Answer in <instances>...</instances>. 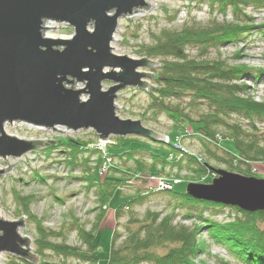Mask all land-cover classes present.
Listing matches in <instances>:
<instances>
[{"label":"trees","instance_id":"obj_1","mask_svg":"<svg viewBox=\"0 0 264 264\" xmlns=\"http://www.w3.org/2000/svg\"><path fill=\"white\" fill-rule=\"evenodd\" d=\"M189 2L199 7L206 6L211 15L219 13L225 16L229 12L234 21H211L206 26L191 22L179 30H163L155 36L153 44L146 48L145 54L149 60L159 59V68L154 72L155 86L145 91L151 101L143 117L146 121L149 113L154 118L160 114L167 115L173 122L174 138L169 136V143H157L143 137H115L106 148L105 156L102 151L93 147L99 140L97 135L94 141H60L58 147L69 150L65 153L68 156L67 164L72 169L83 168L85 177L81 180L87 184L86 189L96 191L98 205L95 209V220L90 229L78 224L79 221H74L73 227L76 228L80 245L71 246L67 243L65 232L45 228L44 221L38 220L32 214L34 196L17 194L16 201L20 204V212L36 226L34 255L38 261L11 256L8 264H68L66 261L50 262L47 258L48 252L84 264H99L95 240L109 202L118 191L123 193L134 188L139 192L133 194V199L127 200L115 211L118 219L129 211L130 216L124 235L117 232L114 234L107 264H201L195 261L199 254H204L206 248L197 236L205 229L210 239L215 244L222 245L237 262L264 264V212L247 213L238 208L197 201L186 192H174L173 187L164 192L147 193L154 184L151 180L153 177L165 178L163 172L168 168L181 172L185 161L186 168L192 174L190 180L185 182L187 185L192 182L209 183L213 178V172L208 169L211 165L185 147V137L190 136L187 134L189 129L199 137L214 142L216 148L225 140L233 143L234 151L223 150L226 157L215 156L211 152L213 156L209 154L213 160L227 166L230 172L257 177L259 172L256 168L264 169V139L258 137L259 126L264 128V103L250 97V87L244 83L246 75L252 70L209 58L211 51H218L221 46L229 43L240 42L255 30L254 19L246 11L249 8L257 12L264 11V0ZM258 29L264 35V24ZM191 52H196V56H192ZM261 74L263 73L258 71L256 77ZM186 96H191L192 102H205L210 107V112L202 114L199 119H192L180 105V101ZM178 138L181 139L180 148H184L186 152L175 147ZM143 139L152 144H164L168 147L167 152H163L164 156L153 154L150 149L142 147ZM36 144L39 148L43 147L42 142ZM109 147L121 150L118 155H114L110 154ZM142 151L151 153L152 163L149 167L136 158ZM85 154L90 156L81 158ZM180 154L183 155L181 159L178 158ZM93 157H96L95 161ZM116 157H119L117 162ZM107 159L110 160L108 164ZM131 161L135 164L134 169L122 167ZM175 176L178 177V174ZM168 177L174 176L169 174ZM163 193H169L174 199L181 200V206L188 209L185 218L191 219L194 213L198 214L202 224H193L192 227L175 224L177 214L174 210L164 218L157 212L147 211L142 219L131 213L135 206L143 205L149 196ZM225 208H230L235 214L230 221L218 223L203 218L206 210L218 211ZM121 238L123 240L118 244Z\"/></svg>","mask_w":264,"mask_h":264},{"label":"rangeland","instance_id":"obj_2","mask_svg":"<svg viewBox=\"0 0 264 264\" xmlns=\"http://www.w3.org/2000/svg\"><path fill=\"white\" fill-rule=\"evenodd\" d=\"M146 1L150 5L148 10L142 9L131 17L122 18L119 21V26L111 45L114 54L127 56L135 60L148 59L145 54L146 48L153 44L155 36L163 30H179L184 25L191 24V22L206 26L211 21L218 23H230L234 21L233 16L229 12L225 16L219 13L211 15L206 6L199 7L190 4L189 0ZM246 12L254 19L253 25H255V30L240 42L229 43L221 46L218 51H211L209 58L211 60L227 62L230 66H242L251 69L252 71L246 75L244 83L250 87V97H254L256 101L264 103V35L258 29L260 25L264 24V11L257 12L249 8ZM46 28L48 29H46L44 35L48 38L71 40L74 37L73 29L65 24L47 23ZM191 55L196 56V52H191ZM151 61L158 63L159 59ZM156 70L143 68L138 71L152 74ZM258 71L263 74L257 78ZM147 81L149 85L155 86L153 79L150 78ZM103 86L104 90H106L112 84L105 82ZM66 87L70 89L71 85H66ZM72 88L81 90L85 88V85L76 83ZM145 91L138 88H126L119 93L116 106L117 114L121 119L144 120L145 117L143 115L147 111L151 101V97ZM83 100H88V97L83 96ZM180 103L181 107L185 108V113L195 120L199 119L202 114L210 112L208 104L205 102H192L191 96H186ZM146 119L148 120L142 121L144 126L160 134L174 138L173 122L167 115L160 114L154 118L149 113V117ZM259 128L258 137L264 139V128L261 125ZM55 129L65 132V134L62 135V133L53 131V129L30 127L25 123L9 124L4 129L9 136H15L26 141H44L45 144H48L23 158H9L7 159L8 163L4 159H0V171L8 169V165H15L12 166L11 170L0 174V214L7 221H19L25 218L24 227L19 232L23 237L30 240L29 249L33 254H35L36 249V226L20 212V204L16 201L17 194L21 196H34V202L31 206L32 214L38 220L44 221L45 228L56 232H65L67 243L71 246L80 245L76 228L73 227L74 221H79L78 224L90 229L91 223L94 222V217L97 215V212H95L98 205L96 191L86 189L87 184L81 180L85 177L83 168L76 167L72 169L66 162L68 156L65 153L69 150L58 147L59 141L66 139H75L83 142L94 141L96 133L92 130L73 132L63 127H56ZM189 131L187 134L190 136L185 137V147L191 153H196L198 156L203 157L204 161L212 167L229 171L227 166L216 162L210 155L212 153L215 156L226 157L223 150L234 151L233 143L225 140L220 143L219 148H216L214 142H209L206 138L199 137L191 129ZM181 136L184 137V135ZM114 138L111 137L108 141L103 142L105 144L103 147L104 151L102 150L104 156L106 155V148L111 141L115 140ZM48 141H55V144L51 145ZM146 142L143 139L141 141L143 146H141L146 150L150 149L153 154H163L164 156V153L167 152L168 147L164 144L159 145L157 143ZM117 149L109 147L110 154L118 155L121 149ZM88 156L90 155H81V158ZM136 158L145 163L146 167H149L152 163L151 153H145V151L139 152ZM92 159L95 161L96 157ZM115 161H119V157H116ZM186 162H184V169L181 172H178L177 169L170 170L169 168L163 172L165 179L173 185L174 192L185 193L186 191L187 184L185 182L190 180L192 176L186 168ZM122 167L134 169L135 164L131 161L126 165L123 164ZM256 169L259 172V177H257L264 179V169L262 167H257ZM169 174L174 177H168ZM176 174H178V177L175 176ZM135 189L128 192L124 191L123 193L118 191L109 202L105 218L101 223L100 231L95 240L96 256L99 259V264L108 263L115 232L122 236L124 235L130 211L125 212L120 219L116 217L115 211L119 206L125 204L127 200L133 199V194L139 192H136ZM141 190L143 191V189ZM168 194L163 193L149 196L143 205L135 206L131 210V213L142 219L145 217L147 211L157 212L161 214V218H164L174 210L175 214H177L174 221L175 224L187 227H192L193 224H202L198 218V214L194 213V217L191 219L185 218L188 209L181 206V200H176ZM197 210H200V208H197ZM233 217H235V214L230 208L218 211L206 210L203 213V218L218 223L230 221ZM262 228L264 229V225ZM197 238L199 241H202L206 251L204 254H199L195 261L196 263L244 264L234 260L232 254L222 245L215 244L210 239L206 229L202 230V233ZM122 240L123 238L118 241V244ZM55 241L61 242V240ZM47 256L48 260L53 263L66 261L68 264H84L72 258L65 259L58 257L49 252ZM9 257L11 256L8 254L0 255V264H8Z\"/></svg>","mask_w":264,"mask_h":264},{"label":"water","instance_id":"obj_3","mask_svg":"<svg viewBox=\"0 0 264 264\" xmlns=\"http://www.w3.org/2000/svg\"><path fill=\"white\" fill-rule=\"evenodd\" d=\"M149 7L146 0H0V159L8 163L9 158L35 152L40 149L36 142L48 145L7 135L4 126L13 123L53 129L62 135L65 132L56 127L92 130L100 142L135 136L168 143V136L142 121L123 120L117 114L121 91L153 88L147 80L154 73L138 70L159 68L149 59L116 55L111 46L119 21ZM47 23L70 26L74 37H46ZM105 82L112 86L104 90ZM76 83L85 88L73 89ZM208 169L213 172L212 180L189 183L185 191L189 197L247 213L264 212V179L212 166ZM24 220L0 218V255L38 261L29 249L30 240L19 232Z\"/></svg>","mask_w":264,"mask_h":264},{"label":"built area","instance_id":"obj_4","mask_svg":"<svg viewBox=\"0 0 264 264\" xmlns=\"http://www.w3.org/2000/svg\"><path fill=\"white\" fill-rule=\"evenodd\" d=\"M26 124V123H25ZM28 126H30V127H36V126H33V125H30V124H27ZM177 140V145H175V147L180 151V149H181V151L182 152H186L185 151V149L184 148H180V142H181V139L180 138H178V139H176ZM169 141H170V139H169ZM169 141H168V143H169ZM104 143L103 142H100L99 140L96 142V144H95V146H93V147H95L96 149H98V150H100V151H104ZM27 156V155H26ZM25 157V156H24ZM183 157V155L182 154H180L179 156H178V158L179 159H181ZM23 158V157H22ZM110 162V160H108L106 163L108 164ZM104 169H105V167H104ZM151 180H153V183L154 184H152L150 187H149V189L147 190V193H159V192H164V191H167V190H170V189H172V187H173V185L170 183V182H168L165 178H163V177H153ZM145 195H146V193H145Z\"/></svg>","mask_w":264,"mask_h":264},{"label":"bare ground","instance_id":"obj_5","mask_svg":"<svg viewBox=\"0 0 264 264\" xmlns=\"http://www.w3.org/2000/svg\"><path fill=\"white\" fill-rule=\"evenodd\" d=\"M7 125H9V124H6V125L4 126V129L7 127ZM0 218H1L2 220L7 221L6 218H3V217L1 216V214H0Z\"/></svg>","mask_w":264,"mask_h":264}]
</instances>
